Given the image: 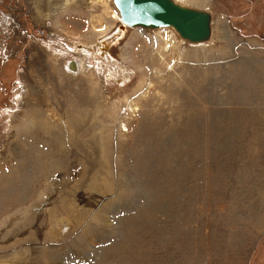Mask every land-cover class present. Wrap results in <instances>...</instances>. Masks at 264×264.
<instances>
[{"label": "rangeland", "instance_id": "obj_1", "mask_svg": "<svg viewBox=\"0 0 264 264\" xmlns=\"http://www.w3.org/2000/svg\"><path fill=\"white\" fill-rule=\"evenodd\" d=\"M188 4L209 43L0 0V264H264V0Z\"/></svg>", "mask_w": 264, "mask_h": 264}, {"label": "water", "instance_id": "obj_2", "mask_svg": "<svg viewBox=\"0 0 264 264\" xmlns=\"http://www.w3.org/2000/svg\"><path fill=\"white\" fill-rule=\"evenodd\" d=\"M119 19L129 28L145 30L170 28L190 45L206 44L212 39L211 9L177 0H110Z\"/></svg>", "mask_w": 264, "mask_h": 264}, {"label": "bare ground", "instance_id": "obj_3", "mask_svg": "<svg viewBox=\"0 0 264 264\" xmlns=\"http://www.w3.org/2000/svg\"><path fill=\"white\" fill-rule=\"evenodd\" d=\"M110 1V0H109ZM177 1H179V2H181V3H185V4H188L189 2H191L192 0H177ZM110 3H111V1H110ZM112 5V4H111ZM188 5H190V4H188ZM113 6V5H112ZM208 9V8H207ZM112 17L114 18V20H116L117 22H119L121 25H123V26H126L124 23H122L121 21H120V19H119V16H118V13H117V11H116V9H114L113 10V13H112ZM127 27V26H126ZM135 29L137 28V29H140L139 27H134ZM141 29H143V28H141ZM145 30V29H144ZM99 31L100 32H102L103 31V28L101 27V28H99ZM150 31V30H149ZM153 31H155V32H161V33H164V40H165V42H166V44H169L170 42L172 43V41H173V44H174V42L176 41L175 39L176 38H173V37H175V33H174V31L172 30V29H170V28H159V29H154ZM120 33V30L118 29V30H116L115 32H114V36H117L118 34ZM104 35V33L101 35V36H103ZM113 37V36H112ZM176 37H178L177 35H176ZM179 38V37H178ZM179 40H181V39H179ZM181 41H183V40H181ZM211 41V40H210ZM184 42V41H183ZM185 43V42H184ZM187 44V43H186ZM207 44V43H206ZM188 45H190V44H188ZM196 45H204V44H196ZM103 46H105V45H103ZM112 51V50H111ZM111 51H108L109 52V55H110V57L111 58H113V56H112V52ZM99 52L100 53H102L103 51L102 50H99ZM70 63V62H69ZM74 67H77V64H76V66H74L72 63H70V65H68V68L70 69V71H72L73 72V70H75L74 69ZM109 68V67H108ZM109 69H111V68H109ZM109 71H111L110 73L112 74V76L114 77V79L116 80V81H118L119 82V84H121V85H123V84H125V82H127L128 80H129V73H128V70H124V72L121 74V75H119V74H115L114 73V71L111 69V70H109Z\"/></svg>", "mask_w": 264, "mask_h": 264}, {"label": "crops", "instance_id": "obj_4", "mask_svg": "<svg viewBox=\"0 0 264 264\" xmlns=\"http://www.w3.org/2000/svg\"><path fill=\"white\" fill-rule=\"evenodd\" d=\"M263 229H264V228H263ZM263 231H264V230H263ZM263 231H262V232H263ZM262 232H261V233H262Z\"/></svg>", "mask_w": 264, "mask_h": 264}]
</instances>
